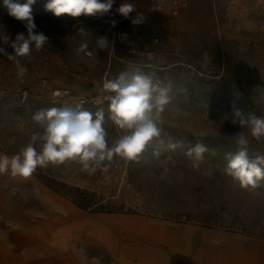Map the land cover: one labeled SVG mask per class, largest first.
Returning a JSON list of instances; mask_svg holds the SVG:
<instances>
[{"label": "rangeland", "instance_id": "1", "mask_svg": "<svg viewBox=\"0 0 264 264\" xmlns=\"http://www.w3.org/2000/svg\"><path fill=\"white\" fill-rule=\"evenodd\" d=\"M12 2L23 5L27 0ZM46 2L36 0L31 7L37 31L49 42L19 58L26 73L20 76L16 65L0 54V154L13 156L28 143L40 151L42 142L32 137L43 129L32 116L65 104H79L92 113L103 107L107 140L113 144L124 131L108 119L107 102L97 101L105 94L106 80L134 67L162 86L170 85V101L153 113L160 139L136 160L114 155L95 172L69 161L38 167L26 179L0 174V191L8 200L18 207L24 203L23 212L39 219L37 199L46 189L74 205L81 214L79 223L89 218L105 228L110 244L117 246L131 234L133 226L124 224L128 214L240 226L264 236V180L255 188L242 187L225 172V154L236 150L233 135L241 131L231 123L233 110L264 117V0H114L109 13L78 18L56 17L45 10ZM125 2L136 8L128 18L116 11ZM138 13H143V22L133 24ZM18 33L26 36L27 30L7 15L0 0V37H9L7 43L0 40V48L13 53L11 43ZM121 34L127 35L122 42ZM101 37L108 41L105 48L97 44ZM85 43L87 49L80 51ZM244 131L250 154H264V142ZM170 142L184 146L172 150ZM198 142L209 151L194 169L185 153ZM88 215L122 218L124 228L110 232ZM75 259L79 264H112L114 254L93 252L89 242L78 238Z\"/></svg>", "mask_w": 264, "mask_h": 264}, {"label": "clouds", "instance_id": "2", "mask_svg": "<svg viewBox=\"0 0 264 264\" xmlns=\"http://www.w3.org/2000/svg\"><path fill=\"white\" fill-rule=\"evenodd\" d=\"M35 3L36 0H27L21 5L12 0H4L7 15L21 22L27 30L26 36L18 33L11 43L13 53H6L0 48V54L6 55L7 60L16 65L20 76L27 69L21 65L19 58L30 57L33 49L40 51L49 42V37L42 31H37L31 7ZM113 4L114 0H47L44 8L56 17H96L109 13ZM116 11L128 18L136 8L125 2ZM143 19V13H138L132 23L139 24ZM115 24L113 21L112 26ZM8 39L7 35L0 37L5 43ZM97 44L105 48L108 41L101 37ZM85 49L86 43L79 50ZM102 87L105 94L97 103L107 102L108 119L124 131L118 140L111 145L107 140L103 107L98 108L95 113L84 110L79 104L41 109L32 116V120L43 129L42 133H36L32 137L33 141L42 142L40 151H37L33 143H28L13 156L0 154V174L10 173L13 177L26 179L38 167L58 166L69 161L81 165L82 170L95 172L105 160H111L114 155L129 161L136 160L147 146L160 139L161 129L153 118V113L154 110L162 111L163 106L169 103L170 85L162 86L152 75L134 67L130 71L120 72L114 79L106 80ZM232 117L231 123L239 125L241 131L233 135L236 150L225 154V172L242 187L255 188L264 180V154H250L249 138L244 130L256 141L264 142V117L251 112L244 113L240 109H234ZM160 143L163 141L160 140ZM183 146V142L168 144V148L172 150ZM208 151L205 144L198 142L190 146L185 155L191 159L192 167L199 169L204 161V154Z\"/></svg>", "mask_w": 264, "mask_h": 264}, {"label": "crops", "instance_id": "3", "mask_svg": "<svg viewBox=\"0 0 264 264\" xmlns=\"http://www.w3.org/2000/svg\"><path fill=\"white\" fill-rule=\"evenodd\" d=\"M88 216L107 226L110 232H122L124 228L122 218ZM124 219L125 225L133 226L128 229L131 234L125 235L120 244L127 262L264 264V236L251 234L240 226L224 228L220 224L169 222L133 214L125 215Z\"/></svg>", "mask_w": 264, "mask_h": 264}, {"label": "bare ground", "instance_id": "4", "mask_svg": "<svg viewBox=\"0 0 264 264\" xmlns=\"http://www.w3.org/2000/svg\"><path fill=\"white\" fill-rule=\"evenodd\" d=\"M42 190L39 200L36 198L40 201L39 219L23 212V202V206L18 207L0 191V264H79L75 259L78 238L89 242L93 252L111 251L112 264H134L124 260L120 246L110 244L105 228L94 225L89 218L79 223L81 214L74 205ZM42 211L47 213L42 214Z\"/></svg>", "mask_w": 264, "mask_h": 264}, {"label": "built area", "instance_id": "5", "mask_svg": "<svg viewBox=\"0 0 264 264\" xmlns=\"http://www.w3.org/2000/svg\"><path fill=\"white\" fill-rule=\"evenodd\" d=\"M122 35H124V36H122L121 42L124 41L127 38V35L126 34H122Z\"/></svg>", "mask_w": 264, "mask_h": 264}]
</instances>
